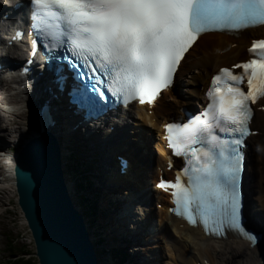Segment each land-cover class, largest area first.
Listing matches in <instances>:
<instances>
[{
  "label": "snow or ice",
  "instance_id": "snow-or-ice-1",
  "mask_svg": "<svg viewBox=\"0 0 264 264\" xmlns=\"http://www.w3.org/2000/svg\"><path fill=\"white\" fill-rule=\"evenodd\" d=\"M32 27L48 40L49 53L62 48L79 62L87 79L86 90L106 98L104 89L118 100L139 97L154 100L169 88L185 53L201 33L264 25V0H30ZM36 47V41H33ZM251 58L212 77L204 111L186 123H167L169 147L185 156L170 187L176 207L205 230L244 231L240 222L239 175L242 156L238 146L248 134L249 101L264 98V39L248 49ZM56 59L62 57L56 56ZM75 67L76 65H71ZM248 85L244 91L240 84ZM223 134V136L221 135ZM239 134V139L225 137ZM199 145V147H196Z\"/></svg>",
  "mask_w": 264,
  "mask_h": 264
},
{
  "label": "bare ground",
  "instance_id": "bare-ground-1",
  "mask_svg": "<svg viewBox=\"0 0 264 264\" xmlns=\"http://www.w3.org/2000/svg\"><path fill=\"white\" fill-rule=\"evenodd\" d=\"M244 36L245 34L239 37L240 44L238 46V49H233L230 46L229 37L221 33L205 34L201 36L186 54L180 68L183 69L184 74L186 75V82L184 81V85L186 84L185 90L188 94H184L181 92V94H178V96L176 97L175 95H173V93H170L169 95H172V97L170 96L171 99H174L173 102L168 99V95H163L162 98L158 101V104L155 108V112L152 116L146 115L144 107L137 106V110H135L134 112L135 114H137V117L139 118L140 122L137 120L135 121V123H133L135 124V126L130 129L132 135L136 131H139L142 136L149 139V133L145 131V127L149 129H151V127H157V125H152L153 117H158L159 123H161L162 119L165 117L168 111L173 110L180 104L192 101L193 99H200L201 95L199 96L198 90L200 83L203 82V79L208 76V74L212 70H215L219 66L224 65V62H226L223 61L224 59H232L234 57H238V52H241L244 49V47H241L242 42L246 43V40H244L243 38ZM3 40V37H0V42H3ZM13 45L15 44L13 43ZM6 63L11 66L10 60H6ZM1 65L2 64L0 63V74L2 73L4 75L6 69H1ZM187 80H189L190 83H187ZM188 87L190 88L189 91ZM33 88V91L37 92L38 87L33 86ZM28 101L32 102V104L35 103L34 98H31ZM125 118L126 117H124V119ZM254 121L261 129L264 130V112H258L255 116ZM18 122H20V120H18ZM67 127V125L52 127L53 134H57L60 142L62 143V146L65 147V149L67 148L66 138L69 135ZM36 133L37 135L39 134L37 131ZM103 134H105V132ZM106 134L108 133L106 132ZM125 135L130 138L128 132ZM255 141L259 143L261 151H250L248 175L247 178L244 180V185L247 186V191L249 194V223H252L257 228L264 230V134L262 136L258 135L257 137H255ZM91 142L92 144L95 142L94 144L97 145V147H101L102 150H110V148H112V150L114 149V147L111 146L107 147L109 143H101L97 139H91ZM116 145L125 146L126 143H117ZM139 145L140 143L137 144V146ZM156 147V152L154 153L152 158L153 167L149 165L145 166L146 168L143 166L138 167L142 170H139V176H136L133 179L131 178L133 175H131V173L129 172H127L128 174L125 176H114L115 178H117L116 180L128 183V185L132 186V189L127 188L128 190H124L123 192H117L115 189L107 187L106 180L111 177L107 176L102 193V202H105L104 204L108 202L110 198L109 196L113 198L115 197L117 199L118 204L113 206L114 209L121 208L123 206L121 208L123 211H120L121 214H129L131 212H134V218L132 219V223H137L138 226H140L137 227L136 231L141 233V235L143 236L142 240H147L150 243L149 246L147 244L148 247H144L142 245L143 247L140 246L137 250L135 248H132V250L136 251V262L141 264H150L148 263L149 260L152 264H163L165 262H163L160 255H166V262L168 264H177L178 262H180L181 264H194V260L200 261L204 258H209L210 260H212V258H214L215 256L218 258L217 264H264V240L253 248H249L246 243L233 240V238H229V240L227 241L206 238L203 232L198 228L190 227L188 225H186L184 228L178 227L177 223L170 219L167 212H161L160 210H157V208L155 207V201L152 203V205H149V210L147 209V211H149V213H147L148 217L146 218L142 216L143 209H145V204H143V201H146L147 198L140 199V193H143L141 186L145 185L147 181V169L152 172V182L154 180L155 183L158 182L157 177L160 173L159 165L161 164L162 159L159 158V154L161 155V151L159 146ZM5 149V145L0 148V152L3 153V156H0V168H2L1 163H4V168L1 170L3 172L0 173V184H6L7 182L12 183L13 180L12 178L15 155L12 152H9V150L7 151ZM124 149L125 147H117L115 152L118 154L121 152L123 153ZM134 153L136 154V152ZM106 159H108V157ZM146 163H149L148 159L146 160ZM132 165L134 164L131 163L129 166L130 170L132 169ZM23 166L26 165L23 164ZM144 170L146 171V173L140 175V173ZM102 177L103 176H98L97 178L98 183L102 184L103 187ZM129 177L130 180H128ZM131 182L141 188H136ZM139 182L141 185L139 184ZM108 185L111 187L116 186L112 183L111 185L110 183ZM140 200L141 204L139 206L137 204H139ZM107 215L112 216V213ZM125 216H123V218H125ZM115 217L117 220L118 216ZM152 220H155V225L153 226V229H149V227L145 225L147 224L146 222ZM122 222H124L122 218L118 219V222H115L116 224L112 221L113 225H111V221H109L108 228L104 230V233H106L107 231V233L109 234L108 239L105 240L106 244L107 241L110 240L108 242L109 247L115 244V237L116 235L119 236L118 232L125 230V226H122ZM163 222H165V226L163 225ZM156 226L158 227L157 229ZM86 227L89 231L90 226L87 222ZM99 233L103 240V236L105 234L101 232ZM118 241L120 242L121 239L118 238ZM139 242L140 241L135 242L134 245H137V243L139 244ZM141 248L147 249L146 252L148 253V255H144L142 251H140L142 250ZM148 248H151V250H148ZM228 252L229 254L231 253L229 256H227ZM175 254L176 256L174 257Z\"/></svg>",
  "mask_w": 264,
  "mask_h": 264
},
{
  "label": "water",
  "instance_id": "water-1",
  "mask_svg": "<svg viewBox=\"0 0 264 264\" xmlns=\"http://www.w3.org/2000/svg\"><path fill=\"white\" fill-rule=\"evenodd\" d=\"M59 151L57 142L42 134L17 157L12 184L28 230L26 240L33 247L19 257L29 264H99L86 218L69 192Z\"/></svg>",
  "mask_w": 264,
  "mask_h": 264
},
{
  "label": "rangeland",
  "instance_id": "rangeland-1",
  "mask_svg": "<svg viewBox=\"0 0 264 264\" xmlns=\"http://www.w3.org/2000/svg\"><path fill=\"white\" fill-rule=\"evenodd\" d=\"M181 78L185 79L184 74L181 75ZM19 106H23V108L27 111V105L25 102H21V104ZM71 146H72V144H71ZM91 151H93L92 148H91ZM1 164H2V168H0V173L3 172L1 170L4 168V166H3L4 163H1ZM16 196L17 195H16V190H15L14 184H12L10 182H7L6 184H0V264H5V258L7 256L6 250L3 249L5 237L1 241V237L4 236L5 234L8 235V238H11L14 241V243H16L17 246H18V244L19 245L23 244L24 249H26V250L29 249L30 251H33V247L30 246V243L26 240L28 238V230H27V227L24 225L25 223H24L22 215L19 214V212H18ZM101 199H102V197H101ZM102 201H103V199H102ZM103 203H105V202H103ZM137 205H139V204H137ZM79 207L83 208V205L80 204ZM84 212H85V217L88 219L87 223H89L93 227V230H95L97 232V234H95V236L94 235L93 236H94V239L96 240L95 241L96 242V248L101 255L100 256V260H101L100 264H141V263L135 262L133 260L132 257L136 251L131 250L132 248H135L137 250L140 247L139 246L140 244H137V245L129 244L128 245L125 242H118L117 243L114 241L115 244L112 245L111 247H109L108 242L110 240L107 241V244L105 241L109 237V234L107 233V231H106V233H104L105 235L103 236L102 242L100 240L102 238H101V235H100V233L97 230V227L95 225V223H100V221L97 220V222H94L92 215L87 211H84ZM113 217L114 216H111V215H107L106 217L101 216L102 229H101V227H98V229L100 231L106 230L109 226V221H111V225H113L112 221L116 222L115 220H112ZM115 219H116V217H115ZM95 231H93V232H95ZM121 232H123V230ZM123 246H125V247H123ZM113 248H117L115 250V252H118L117 250H120V249L121 250L127 249L131 252V254L128 256V258L124 262L117 263V258H115V256H113L114 254L111 251ZM145 254L148 255V253H145ZM32 257H34L35 261H37L36 257L33 256V253H32ZM165 263H167V262H165Z\"/></svg>",
  "mask_w": 264,
  "mask_h": 264
},
{
  "label": "trees",
  "instance_id": "trees-1",
  "mask_svg": "<svg viewBox=\"0 0 264 264\" xmlns=\"http://www.w3.org/2000/svg\"><path fill=\"white\" fill-rule=\"evenodd\" d=\"M73 170H77V167L73 166ZM83 177H84V175H83ZM77 183L83 184L84 182L81 180V182H77ZM80 204L83 205V203H80ZM14 247H15V245H14ZM24 250H26V249H24V245L21 244L18 247V252L17 253H22V252H24ZM123 256H125V255L123 254ZM9 259H10L9 260L10 264H29V262H27V260L25 258H22V257H18V258H13L12 257V258H9Z\"/></svg>",
  "mask_w": 264,
  "mask_h": 264
}]
</instances>
